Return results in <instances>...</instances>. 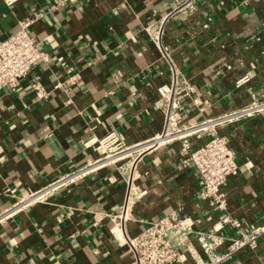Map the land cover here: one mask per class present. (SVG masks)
Wrapping results in <instances>:
<instances>
[{
    "label": "crops",
    "instance_id": "1",
    "mask_svg": "<svg viewBox=\"0 0 264 264\" xmlns=\"http://www.w3.org/2000/svg\"><path fill=\"white\" fill-rule=\"evenodd\" d=\"M57 1L0 0V40L43 12L30 32L48 54L0 92V212L14 202L7 190L26 196L99 161L91 138L117 131L123 154L0 224V264H137L126 234L150 221L179 212L196 231L212 228L223 213L200 198L196 168L180 160V137L198 147L205 128L229 138L241 167L223 188L226 213L259 224L264 0ZM181 252L178 264H197ZM225 264H264V236Z\"/></svg>",
    "mask_w": 264,
    "mask_h": 264
},
{
    "label": "built area",
    "instance_id": "2",
    "mask_svg": "<svg viewBox=\"0 0 264 264\" xmlns=\"http://www.w3.org/2000/svg\"><path fill=\"white\" fill-rule=\"evenodd\" d=\"M5 1L11 6L18 0ZM76 1L58 0L53 8L57 9ZM42 16L43 12H38L33 17L22 20L17 32L0 40V92L5 88L16 90L33 68L42 61L48 60V54L40 48L30 32L32 26ZM248 79L245 77L239 80L238 85ZM34 89L40 95L46 94L40 82L35 83ZM205 130L209 132L210 138L198 147H193L190 135L180 137V160L182 165L191 164L196 168L200 198L215 210L222 212V217L212 228L196 231L189 217L173 212L148 222L147 227L136 237L126 234L127 244L135 254L137 264H178L182 260L183 246L187 247L197 264H225L242 250H255L264 236V215L259 224L245 225L226 213L228 197L223 188L230 178L240 173L241 167L229 138L217 133L213 128H205ZM167 136H169L168 131L162 138ZM85 145L98 154L99 161L78 172L56 179L44 188L26 196H19L16 189L7 190L6 192L14 199V202L0 212V224L7 222L22 210L47 201L56 192L71 186L98 167L115 164L122 156L124 149V142L117 131H111L101 138H91ZM132 192L128 200L131 199ZM125 208H127L126 205ZM226 227L234 229L237 235L232 238L226 237L222 233ZM187 237H192L199 242L205 258L201 256L193 242L186 241Z\"/></svg>",
    "mask_w": 264,
    "mask_h": 264
}]
</instances>
